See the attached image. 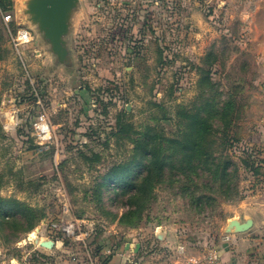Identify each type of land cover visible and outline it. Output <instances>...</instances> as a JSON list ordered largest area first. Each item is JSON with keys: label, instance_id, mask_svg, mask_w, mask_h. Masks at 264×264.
<instances>
[{"label": "rangeland", "instance_id": "1", "mask_svg": "<svg viewBox=\"0 0 264 264\" xmlns=\"http://www.w3.org/2000/svg\"><path fill=\"white\" fill-rule=\"evenodd\" d=\"M201 1L79 0L64 60L26 3L0 6V264H91L77 241L43 245L50 222L72 217L91 231L95 264L125 243L126 264H185L217 248L240 201L264 188L251 143L264 124V15L250 31ZM198 116L215 132L201 152ZM182 133L185 155L171 142Z\"/></svg>", "mask_w": 264, "mask_h": 264}, {"label": "crops", "instance_id": "2", "mask_svg": "<svg viewBox=\"0 0 264 264\" xmlns=\"http://www.w3.org/2000/svg\"><path fill=\"white\" fill-rule=\"evenodd\" d=\"M13 1L16 4H22L26 3L27 0ZM203 2L204 0L201 1L202 4ZM211 3L215 6L225 4L227 6L225 18L231 21L237 17L246 23H250L248 27L250 31L259 14L264 15V0H211ZM238 5L240 7L235 10L234 8ZM196 15L197 18L200 17L199 13ZM251 143L264 150V124L258 134L253 136ZM261 164H264V160L261 161ZM229 218L231 219L228 226L229 233L217 245V250L224 264H264V188L251 191L245 196ZM233 221L237 224H231ZM243 224L244 226H242ZM128 244L125 243L122 255H118V258H115L111 263L126 264L130 248L133 247V244H129V246ZM135 247L137 250V243ZM170 248L177 249L176 247Z\"/></svg>", "mask_w": 264, "mask_h": 264}, {"label": "built area", "instance_id": "3", "mask_svg": "<svg viewBox=\"0 0 264 264\" xmlns=\"http://www.w3.org/2000/svg\"><path fill=\"white\" fill-rule=\"evenodd\" d=\"M3 17L6 21L12 19V14L9 11L3 13ZM29 32L26 29H21L18 31L17 40H28ZM35 128L37 131L38 137L43 140L47 139L50 135V124L46 114H40L36 119ZM83 220L76 217H72L67 220H55L50 222L49 233L52 235L50 238L53 242L61 243V246L66 245L65 239L70 241H77L79 246L86 251L87 257L90 260L91 264H95L93 259V250L90 243L91 231L89 227L84 228ZM83 225V226H82ZM105 254L114 252L111 248H102ZM181 252H185L184 246L179 248ZM115 254L122 255V252H116ZM72 258L75 259V255H72ZM185 264H224L222 261L217 248L208 251L203 255H194L191 254L187 256Z\"/></svg>", "mask_w": 264, "mask_h": 264}, {"label": "water", "instance_id": "4", "mask_svg": "<svg viewBox=\"0 0 264 264\" xmlns=\"http://www.w3.org/2000/svg\"><path fill=\"white\" fill-rule=\"evenodd\" d=\"M79 0H27L26 4L31 18L39 25V29L50 42L52 50L60 60L68 54L65 36L70 31L71 13L76 8ZM237 224L233 221L231 224ZM244 226V224L242 225ZM53 241L48 240L44 246L52 247ZM129 246V244H128ZM140 244L137 243V248Z\"/></svg>", "mask_w": 264, "mask_h": 264}, {"label": "trees", "instance_id": "5", "mask_svg": "<svg viewBox=\"0 0 264 264\" xmlns=\"http://www.w3.org/2000/svg\"><path fill=\"white\" fill-rule=\"evenodd\" d=\"M10 0H0V6L1 8H3V10H7V6H8V2ZM199 118L195 117L194 118V124L193 127L196 129V137L194 139V141H196L195 143L197 144L198 142H200V146L198 148V151L201 152V150L203 149V146L201 145L202 142H206L207 139H209V137H212L213 135H215V132L213 130L210 129L209 125H208V121L206 118L200 117ZM171 142L174 143V149H177L178 151H180L181 154H184V149L189 147L188 144V140L186 138V134L183 136V133L181 135V138H174L171 139ZM147 144H150L149 142H147ZM190 149V148H189ZM215 148H213L212 146L208 147L206 150H204V152H202L201 157L205 156L208 157H212L213 155H215ZM146 157L149 158V160L151 161H156L158 162L157 159H160V154L157 152L156 149H154L151 152H148L147 154H145ZM173 153H170L169 156H165L166 159L173 157ZM189 159L191 160L194 157V150L192 152H189L188 154ZM197 157H199L197 155ZM229 161V160H228ZM230 163L227 162L226 164H224L221 172H216V175L220 174L221 178L224 177L226 178V170L228 165ZM146 169L150 168V165L145 166ZM186 173V172H185ZM187 173H191L190 171H187ZM186 173V174H187ZM68 240V239H65ZM69 241V240H68ZM104 246L102 244L99 245V249L103 248ZM105 264H109L108 261L105 262Z\"/></svg>", "mask_w": 264, "mask_h": 264}]
</instances>
